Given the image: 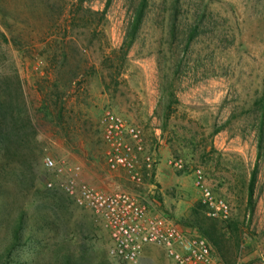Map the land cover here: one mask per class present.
<instances>
[{
	"label": "rangeland",
	"instance_id": "1",
	"mask_svg": "<svg viewBox=\"0 0 264 264\" xmlns=\"http://www.w3.org/2000/svg\"><path fill=\"white\" fill-rule=\"evenodd\" d=\"M141 1L0 0V77L20 81L35 130L16 152L10 145L0 151V264H125L109 255L101 217L48 187L45 156L78 166L79 176L106 191L144 196L151 212L189 234L204 230L223 264H264V137L257 156L264 0H146L123 52ZM108 108L142 127L155 152L142 185L107 168L100 118ZM179 157L182 169L174 166ZM197 166L227 201L228 219L207 214L194 186ZM21 214L16 242L12 228ZM141 263L173 264L155 244L145 246Z\"/></svg>",
	"mask_w": 264,
	"mask_h": 264
},
{
	"label": "built area",
	"instance_id": "2",
	"mask_svg": "<svg viewBox=\"0 0 264 264\" xmlns=\"http://www.w3.org/2000/svg\"><path fill=\"white\" fill-rule=\"evenodd\" d=\"M100 124L107 168L124 171L129 181L142 185L146 177L152 175L156 162L154 150L146 144L143 128L109 108L102 113ZM43 164L53 174L48 187L59 188L76 205L90 209L104 221L111 235L109 255L112 259L125 264H143L141 256L145 246L155 244L163 248L173 264H217L206 238L197 233L189 234L171 219L151 212L143 202L144 196L126 189H96L80 178L78 166L50 156L43 158ZM174 166L184 168L182 158H177ZM193 176L207 214L228 219L227 201L214 193L202 168L195 167Z\"/></svg>",
	"mask_w": 264,
	"mask_h": 264
},
{
	"label": "trees",
	"instance_id": "3",
	"mask_svg": "<svg viewBox=\"0 0 264 264\" xmlns=\"http://www.w3.org/2000/svg\"><path fill=\"white\" fill-rule=\"evenodd\" d=\"M146 0H142L140 4L134 10V14L129 24V28L126 33L125 40L120 47V50L126 52L131 46L136 32L140 27V24L143 20L144 9ZM109 1L105 4L104 11L106 10ZM203 16V14L201 15ZM173 27V24H172ZM173 29V28H172ZM197 31V24H194L190 27L188 31L187 41L185 43L184 49H187L189 43L194 39ZM173 32V31H172ZM19 80L15 78L12 82L7 77H0V151L5 149L8 152L7 145L13 147L14 152L19 149L25 140H32L31 137L35 135L34 126L29 116L24 114V109L22 104L23 95L22 90L20 89ZM11 90V92H10ZM50 95H47L49 97ZM59 97L58 94L54 96V99ZM262 103L260 104V117L258 120L257 126V156L258 158L263 156V137H264V99L260 100ZM56 105V100L53 103ZM43 105V103H42ZM44 112L47 116V106L43 105ZM61 113V112H60ZM57 113V120L61 122V114ZM59 114V115H58ZM221 127H217L214 132H218ZM256 181V166L252 170L249 178L248 185V203L253 207V186ZM55 189V188H53ZM24 224L23 215H19L15 222V225L12 228L14 241L18 242L22 238V228ZM200 235L204 238L207 237L211 240L210 235L201 230ZM10 250V249H9ZM10 252V251H8ZM7 252V254H8ZM66 263H70V260H64Z\"/></svg>",
	"mask_w": 264,
	"mask_h": 264
},
{
	"label": "crops",
	"instance_id": "4",
	"mask_svg": "<svg viewBox=\"0 0 264 264\" xmlns=\"http://www.w3.org/2000/svg\"><path fill=\"white\" fill-rule=\"evenodd\" d=\"M157 171H159V169H157ZM80 178H81L84 182H86L87 184H89L90 186H93V187H95L96 189H99V190H105V191H106V189H105L104 187H101L100 185H95V184H93L92 182L88 181L86 178H83L82 176H80ZM115 190H117V189H115ZM107 191H111V190H107ZM142 256H143V253H142ZM142 256H141V260H142ZM212 256H213V258H214V261H215L217 264H223L222 261L219 259V257H218L216 254H214L213 251H212ZM231 264H232V262H231Z\"/></svg>",
	"mask_w": 264,
	"mask_h": 264
}]
</instances>
